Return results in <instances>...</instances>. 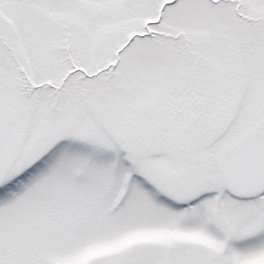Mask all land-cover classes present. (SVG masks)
<instances>
[{
    "label": "snow or ice",
    "instance_id": "obj_1",
    "mask_svg": "<svg viewBox=\"0 0 264 264\" xmlns=\"http://www.w3.org/2000/svg\"><path fill=\"white\" fill-rule=\"evenodd\" d=\"M0 264H264V0H0Z\"/></svg>",
    "mask_w": 264,
    "mask_h": 264
}]
</instances>
